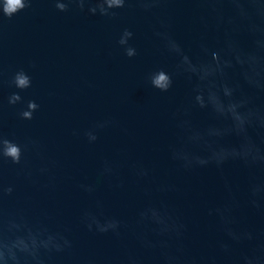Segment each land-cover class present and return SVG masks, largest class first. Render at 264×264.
Masks as SVG:
<instances>
[{
	"label": "water",
	"instance_id": "95a60500",
	"mask_svg": "<svg viewBox=\"0 0 264 264\" xmlns=\"http://www.w3.org/2000/svg\"><path fill=\"white\" fill-rule=\"evenodd\" d=\"M94 3L88 0L83 10L70 3L60 11L55 0H31L11 18L0 8V135L23 150L19 164L0 159V185L13 187L0 200V224L23 220L72 241L70 249L45 254V264H130V258L164 264L161 240L180 257L179 264H243L244 255L264 257V161L230 159L220 166L184 168L172 158V149L181 146L208 155L203 145L188 142L182 122L204 132L230 120L196 104L199 81L177 72L179 57L157 35L167 32L194 63L218 51L235 64L229 45L237 41L251 50L254 39L264 40V20L257 18L261 30L253 37L228 0H159L147 10L126 0L123 8L110 10L115 16L90 13ZM124 29L133 32L129 45L135 56L128 57L118 43ZM161 68L172 76L167 92L149 80ZM20 69L32 81L23 90L11 83ZM213 79L218 88L238 83L252 96L251 106L264 111V92L249 88L238 65ZM13 92L22 99L9 104ZM29 100L39 108L26 120L20 113ZM105 121V127H95ZM90 129L97 135L94 142L85 135ZM249 134L264 149V130ZM208 139L238 142L234 135ZM31 141L38 142V150ZM106 163L110 174L104 172ZM140 169L147 175H138ZM253 185L261 187L255 197ZM149 205L166 207L185 225L183 235L154 233L139 215ZM85 212L119 220V235L89 231ZM144 240L156 246L146 247Z\"/></svg>",
	"mask_w": 264,
	"mask_h": 264
},
{
	"label": "clouds",
	"instance_id": "9594fccd",
	"mask_svg": "<svg viewBox=\"0 0 264 264\" xmlns=\"http://www.w3.org/2000/svg\"><path fill=\"white\" fill-rule=\"evenodd\" d=\"M88 0H55V6L60 11H67L70 3H75L83 10ZM234 6V11L242 21H247V32L253 37L257 31H260V25L257 18L264 20V0H228ZM144 9H150L159 0H137ZM126 0H95V3L88 8L92 14L99 12L104 16H115L116 13L110 11L115 8H123ZM31 0H2L0 8L3 14L11 18L17 12L30 7ZM229 17V22L232 21ZM161 36L168 50L179 57L176 65L178 73H188L195 76L199 83L196 85V95L194 97L196 104L200 108H208L216 113L217 116L230 120V124L226 127H209L206 131L191 128L188 123L182 122L181 127L186 129L188 142L203 145L208 155H200L187 150L181 146L172 149V158L182 162L184 168H192L194 166H205L215 163L217 166L223 165L228 160H240L246 164H253L258 161H264V149L249 134V129L264 130V111L251 106L252 96L246 94L241 86L237 84L223 83L217 87L215 77L217 74L224 75L226 68L239 66L240 75L245 83L251 89L264 92V55L260 53L264 51V40L254 39L251 50H245L235 41L229 45L231 55L235 59L233 64L231 59H223L220 52H212L211 59L203 62L194 63L193 60L183 51L180 44L174 40L167 32L157 33ZM133 36V32L124 29L118 43L124 48L128 57L136 55L135 47L129 45V39ZM207 52V49H205ZM149 80L151 85L162 92H167L173 84L172 76L164 69L153 71ZM11 83L18 89H27L31 87V77L23 70L15 72ZM237 92L240 93L237 98ZM222 93V95H221ZM22 97L18 92H13L8 97L9 104H16L21 101ZM39 108L34 100L27 102V107L21 111L20 116L23 119L31 120L33 113ZM108 122L97 124L95 127L103 128ZM89 142L97 140L96 132L92 129L85 132ZM226 135H234L238 138L235 144H219L213 143L208 137H223ZM33 147L38 150V142L31 141ZM27 147V145H25ZM23 150L19 144L0 135V159L11 160L14 164L21 162ZM47 171L42 168L41 172ZM104 172L110 174L112 167L106 163ZM138 175H147V171L140 169ZM85 191H93L91 185H81ZM261 187L253 185L251 188L252 196L255 197L260 193ZM13 192L11 185H0V200L5 195ZM251 203L257 205V201L253 199ZM219 211V210H218ZM140 218L143 222H148L153 226V232L158 236L172 237L179 239L183 235L185 225L174 218L164 206L149 205L142 209ZM89 231L95 230L99 233L112 232L119 235L121 222L115 218L104 217L101 219L91 212H85L83 215ZM228 234L234 240L239 241L240 236L233 230L227 229ZM244 235L248 240L253 239L251 232H245ZM160 247L162 249V257L164 264H179L180 257L167 251V240H161ZM146 247H155L156 245L150 240H144ZM72 247V241L60 232L49 231L45 226L32 227L23 220L10 219L6 225L0 224V264H45L44 255L51 252H63ZM227 248V245H222ZM243 264H264V257L258 255H244L242 257ZM130 264H140L135 258H130Z\"/></svg>",
	"mask_w": 264,
	"mask_h": 264
}]
</instances>
